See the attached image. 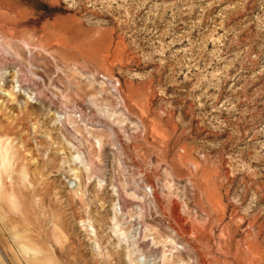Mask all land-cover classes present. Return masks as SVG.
<instances>
[{
	"label": "rangeland",
	"instance_id": "374dc122",
	"mask_svg": "<svg viewBox=\"0 0 264 264\" xmlns=\"http://www.w3.org/2000/svg\"><path fill=\"white\" fill-rule=\"evenodd\" d=\"M0 140V264H264V0H0Z\"/></svg>",
	"mask_w": 264,
	"mask_h": 264
},
{
	"label": "bare ground",
	"instance_id": "6f19581e",
	"mask_svg": "<svg viewBox=\"0 0 264 264\" xmlns=\"http://www.w3.org/2000/svg\"><path fill=\"white\" fill-rule=\"evenodd\" d=\"M11 154H12V150L9 145V142L0 140V161L1 163H4L6 161V158L10 157ZM23 179L25 181L27 180L26 173H24ZM1 192H2V189L0 186V198L3 199V197L1 196ZM24 221L30 224L29 218H27V216L25 217V215H24ZM57 225H59V222ZM56 232H59V230ZM57 234H60V233H57ZM34 240H36L35 237H31V236L30 237L24 236L22 240H16V243L21 246V249H22L21 252L25 255L24 258L26 259L24 260H26L28 264H51V262H53V259L55 258L54 255L56 254L54 247L51 253H48V252L46 253V249H44L40 243H38L37 241L35 242ZM35 243H37V246L35 245ZM58 249H60L61 253L65 257L68 255L67 249H64L62 245L59 246Z\"/></svg>",
	"mask_w": 264,
	"mask_h": 264
}]
</instances>
